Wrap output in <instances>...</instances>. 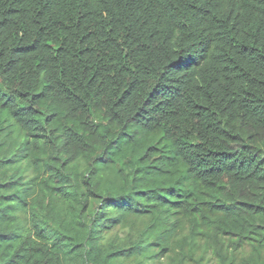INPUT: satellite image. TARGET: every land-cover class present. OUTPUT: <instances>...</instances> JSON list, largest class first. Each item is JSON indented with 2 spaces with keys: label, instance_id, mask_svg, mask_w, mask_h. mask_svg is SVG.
Listing matches in <instances>:
<instances>
[{
  "label": "trees",
  "instance_id": "obj_1",
  "mask_svg": "<svg viewBox=\"0 0 264 264\" xmlns=\"http://www.w3.org/2000/svg\"><path fill=\"white\" fill-rule=\"evenodd\" d=\"M0 264H264V0H0Z\"/></svg>",
  "mask_w": 264,
  "mask_h": 264
}]
</instances>
